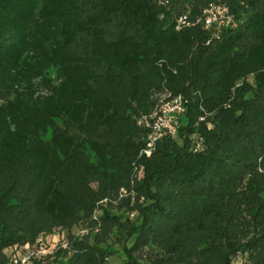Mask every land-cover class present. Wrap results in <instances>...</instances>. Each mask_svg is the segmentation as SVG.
<instances>
[{"label": "trees", "instance_id": "trees-1", "mask_svg": "<svg viewBox=\"0 0 264 264\" xmlns=\"http://www.w3.org/2000/svg\"><path fill=\"white\" fill-rule=\"evenodd\" d=\"M211 3L237 26L176 29ZM58 232L30 264H264V0H0V263Z\"/></svg>", "mask_w": 264, "mask_h": 264}, {"label": "built area", "instance_id": "built-area-1", "mask_svg": "<svg viewBox=\"0 0 264 264\" xmlns=\"http://www.w3.org/2000/svg\"><path fill=\"white\" fill-rule=\"evenodd\" d=\"M200 24L213 37L219 36L224 29H233L237 26L234 15L222 3H211L201 12V15L190 22L186 16L178 19L176 29L182 26ZM184 101L180 95L165 93L159 97L157 107L147 116H143L138 125L149 131L146 147L142 151L148 157L155 148V144L164 135L176 137L178 117L183 113ZM132 216V215H131ZM39 239L34 246H14L5 251L6 260L2 264H30L31 260L39 255L46 254ZM1 264V263H0Z\"/></svg>", "mask_w": 264, "mask_h": 264}, {"label": "rangeland", "instance_id": "rangeland-1", "mask_svg": "<svg viewBox=\"0 0 264 264\" xmlns=\"http://www.w3.org/2000/svg\"><path fill=\"white\" fill-rule=\"evenodd\" d=\"M80 3L82 7V12L86 14V13L95 12L98 0H80ZM117 27L118 25L114 24L106 29L110 37H113L115 35V33L117 32ZM88 45H89V40L87 37L85 36L79 37L78 40L75 42V44L72 47H70V50L77 54H84L88 48ZM79 231L80 230L77 228L73 230V233H78ZM63 236L64 233L58 232L52 236H47L45 238H42L41 245L43 251L48 253L51 250H53L55 246L59 244V241L62 240ZM116 261L117 260L112 259L110 263L114 264L116 263ZM241 262H242V258L239 257L235 260L234 264H239Z\"/></svg>", "mask_w": 264, "mask_h": 264}]
</instances>
